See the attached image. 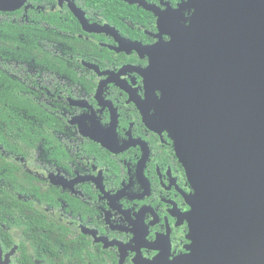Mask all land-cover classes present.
Masks as SVG:
<instances>
[{
  "label": "flooded vegetation",
  "instance_id": "1",
  "mask_svg": "<svg viewBox=\"0 0 264 264\" xmlns=\"http://www.w3.org/2000/svg\"><path fill=\"white\" fill-rule=\"evenodd\" d=\"M32 13L55 16L58 64L7 66L43 112L22 105L0 130V264H214L151 74L191 1L28 0L0 17Z\"/></svg>",
  "mask_w": 264,
  "mask_h": 264
},
{
  "label": "water",
  "instance_id": "2",
  "mask_svg": "<svg viewBox=\"0 0 264 264\" xmlns=\"http://www.w3.org/2000/svg\"><path fill=\"white\" fill-rule=\"evenodd\" d=\"M190 1L151 74L196 191L193 232L214 264H264V0Z\"/></svg>",
  "mask_w": 264,
  "mask_h": 264
},
{
  "label": "trees",
  "instance_id": "3",
  "mask_svg": "<svg viewBox=\"0 0 264 264\" xmlns=\"http://www.w3.org/2000/svg\"><path fill=\"white\" fill-rule=\"evenodd\" d=\"M32 4L37 5L40 0H29ZM20 15V14H18ZM8 15L0 17V130H6L5 122H10V114H16L22 105L27 109V113L38 114L43 112L42 108L33 102L22 99L16 95L17 91L24 88L22 71L15 70L14 80L10 77L7 68L9 62L13 67H21L24 64H58L54 56L48 53L52 50L51 44L55 42L57 34L52 30L55 25L54 15L45 17L48 22L41 24L37 14H29L30 20L19 18L14 21V16ZM19 124V122H15ZM4 126V127H3ZM4 135H0L3 139Z\"/></svg>",
  "mask_w": 264,
  "mask_h": 264
}]
</instances>
